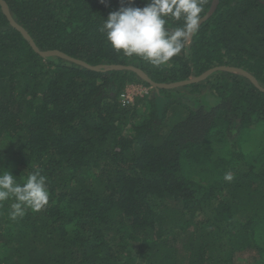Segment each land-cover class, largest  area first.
I'll return each instance as SVG.
<instances>
[{
	"label": "trees",
	"instance_id": "16d2710c",
	"mask_svg": "<svg viewBox=\"0 0 264 264\" xmlns=\"http://www.w3.org/2000/svg\"><path fill=\"white\" fill-rule=\"evenodd\" d=\"M3 2L41 52L99 70L39 55L0 3V171L22 184L39 170L50 194L16 220L0 204V264H264V4L219 0L156 67L100 31L149 0ZM116 65L158 85L228 68L258 86L217 70L155 89ZM130 85L152 90L125 105Z\"/></svg>",
	"mask_w": 264,
	"mask_h": 264
},
{
	"label": "clouds",
	"instance_id": "9594fccd",
	"mask_svg": "<svg viewBox=\"0 0 264 264\" xmlns=\"http://www.w3.org/2000/svg\"><path fill=\"white\" fill-rule=\"evenodd\" d=\"M127 3L132 5L134 0ZM203 10L204 0H149L143 8L127 6L110 13L100 31L117 54L160 67L179 55L187 40L199 31ZM232 179L231 172L224 175L225 181ZM46 180L36 170L21 184L10 171H0V204L14 201L11 219L22 218L27 210L39 212L48 204Z\"/></svg>",
	"mask_w": 264,
	"mask_h": 264
},
{
	"label": "water",
	"instance_id": "95a60500",
	"mask_svg": "<svg viewBox=\"0 0 264 264\" xmlns=\"http://www.w3.org/2000/svg\"><path fill=\"white\" fill-rule=\"evenodd\" d=\"M261 1L263 4H264V1L262 0H259ZM0 3L1 5L3 6L4 8V12L5 14L7 15L11 25L17 29L26 39L27 41L30 43L31 47L34 49L35 52H37L39 55H41L42 57H48V56H58V57H61L65 60H68L70 62H73V63H76L78 65H81L83 67H86L88 69H91V70H95V71H98L99 68L97 67H92V66H89L88 64H86L85 62L83 61H80V60H77V59H74V58H71L69 56H67L66 54L62 53V52H59V51H50V52H41L33 38L30 36V34L21 26L19 25L14 19L13 17L11 16L6 4L3 2V0H0ZM219 5V0H213V3H212V6L210 8V11L207 13V15L201 19V22H200V25L207 21L209 18L212 17V15L215 13L217 7ZM193 36H191L189 39H191ZM111 70H128V71H133L135 72L137 75H139V77H141V79H143L144 81H146L148 84H150L152 86V88H155V89H158V88H172V87H178V86H181V85H186V84H189V83H192V82H198V81H201V80H204L206 79L210 74H212L214 71H217V70H226V71H230V72H239L245 76H247L248 78L251 79V81L256 85L258 86V83L256 82V80L248 73H245L241 70H236V69H228V68H216V69H213V70H210L208 72H206L202 77L198 78V79H192L191 81H186V82H182V83H176V84H173V85H158L156 83H154L149 77L148 75L142 71L141 69L137 68V67H134V66H121V65H116V66H113L110 68Z\"/></svg>",
	"mask_w": 264,
	"mask_h": 264
},
{
	"label": "built area",
	"instance_id": "2783aa9c",
	"mask_svg": "<svg viewBox=\"0 0 264 264\" xmlns=\"http://www.w3.org/2000/svg\"><path fill=\"white\" fill-rule=\"evenodd\" d=\"M141 90V91H139ZM151 88L143 85H130L126 88L121 96V99L125 105L133 104L138 97H144L150 94Z\"/></svg>",
	"mask_w": 264,
	"mask_h": 264
},
{
	"label": "rangeland",
	"instance_id": "374dc122",
	"mask_svg": "<svg viewBox=\"0 0 264 264\" xmlns=\"http://www.w3.org/2000/svg\"><path fill=\"white\" fill-rule=\"evenodd\" d=\"M139 91H141V90H139ZM178 116V115H177Z\"/></svg>",
	"mask_w": 264,
	"mask_h": 264
}]
</instances>
